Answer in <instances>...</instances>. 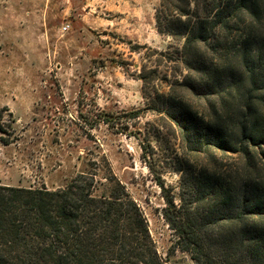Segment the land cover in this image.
<instances>
[{
  "label": "rangeland",
  "instance_id": "obj_1",
  "mask_svg": "<svg viewBox=\"0 0 264 264\" xmlns=\"http://www.w3.org/2000/svg\"><path fill=\"white\" fill-rule=\"evenodd\" d=\"M217 4L0 0V184L55 190L80 172L110 170L162 259L195 264L177 248L168 201L202 213L211 196H195L199 176L231 172L240 158L184 133L168 101L224 125L234 143L242 120L264 126V0L260 20L233 13L229 28L208 23L206 39L184 47L175 17L190 12L193 26Z\"/></svg>",
  "mask_w": 264,
  "mask_h": 264
},
{
  "label": "trees",
  "instance_id": "obj_2",
  "mask_svg": "<svg viewBox=\"0 0 264 264\" xmlns=\"http://www.w3.org/2000/svg\"><path fill=\"white\" fill-rule=\"evenodd\" d=\"M216 1L215 13L197 18L193 26L190 12L175 17L184 27V47L206 39L208 23L226 29L233 13L246 11L257 20L263 13L260 0ZM260 58L257 49L253 62ZM168 106L184 133L201 132L221 152L240 158L231 172L199 176L195 196H211L202 213L193 212L184 199L179 206L168 201L164 214L178 237L177 248L195 264H264V126L242 120L234 143L224 125L205 123L180 101H168ZM0 264L167 262L138 203L112 171L94 169L55 190L0 184Z\"/></svg>",
  "mask_w": 264,
  "mask_h": 264
}]
</instances>
